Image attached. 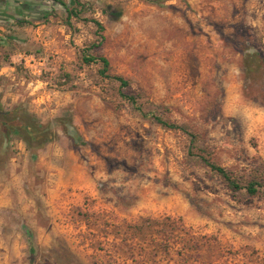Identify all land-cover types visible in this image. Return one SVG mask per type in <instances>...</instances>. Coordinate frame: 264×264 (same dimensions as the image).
I'll list each match as a JSON object with an SVG mask.
<instances>
[{
    "label": "rangeland",
    "instance_id": "374dc122",
    "mask_svg": "<svg viewBox=\"0 0 264 264\" xmlns=\"http://www.w3.org/2000/svg\"><path fill=\"white\" fill-rule=\"evenodd\" d=\"M81 1L104 27L93 54L127 89L81 62L94 26H66L48 0H0V101L56 135L35 160L18 140L0 152V264H264V188L234 193L198 158L264 184V0ZM46 161L64 168L53 198Z\"/></svg>",
    "mask_w": 264,
    "mask_h": 264
},
{
    "label": "trees",
    "instance_id": "16d2710c",
    "mask_svg": "<svg viewBox=\"0 0 264 264\" xmlns=\"http://www.w3.org/2000/svg\"><path fill=\"white\" fill-rule=\"evenodd\" d=\"M54 4L60 5L63 7L66 17L64 24L70 26V21L74 20L81 23L91 24L96 28L95 37L96 40L94 43L90 44L88 47H84L80 50L81 62L86 65H99L100 69L98 70V75L102 79L112 80L117 83L120 87V90L127 89L129 86L128 81L124 80L121 77L109 75V63L106 58L101 56H95L93 53L97 50L101 43L104 40L102 35L104 27L96 19H86L83 17L84 12L87 10L85 3L81 0H69L68 3L63 2L62 0H48ZM48 17H42V20H46ZM19 24H28V22H18ZM257 54L251 57L252 61H256ZM260 62H263L260 60ZM120 98L124 100L127 104L132 106L135 111L140 113L141 116L145 115L141 111V107L138 105L135 96L120 93ZM152 120L158 126L168 129V130H181V127L177 125L170 124L167 121L162 120L158 116H152ZM68 136L75 142L76 138L72 134ZM56 138L55 133L52 130L51 124H43L34 114L28 112L22 106H16L12 109L6 108L2 105L0 101V152L3 151L5 154L10 152L9 143L13 140H18L25 145L26 151L30 153L32 160H35L37 153L42 150L45 146L52 143ZM200 161L209 168L212 172L216 173L221 177L227 188L234 192L244 191L249 197H256L260 194L261 190L264 188L262 180L254 175L250 177L249 180L242 184L241 180L233 175V173L225 170L222 167H219L213 164L204 156H198ZM86 229L89 236L95 237L97 234L96 230L92 231L93 227L89 221L86 220ZM114 228V227H112ZM94 230V229H93ZM105 233L103 237L105 242H108L109 238L106 235L110 231V228L106 227L103 229ZM102 235V234H100ZM108 238V239H107ZM118 238V235L114 237ZM115 252L118 254V240L115 241Z\"/></svg>",
    "mask_w": 264,
    "mask_h": 264
},
{
    "label": "crops",
    "instance_id": "0c3cea01",
    "mask_svg": "<svg viewBox=\"0 0 264 264\" xmlns=\"http://www.w3.org/2000/svg\"><path fill=\"white\" fill-rule=\"evenodd\" d=\"M46 149L49 150V147L48 146L44 147L39 152H43ZM58 156H61V154L59 153ZM71 163H73V161H71L69 165H71ZM42 166H44L42 168H44V170H45L44 171V175H45V178H46V181H47V186L49 187L48 191L50 193V197L53 198V197H55V196H57L59 194L60 188L62 187L61 184H54V183L58 182V178L60 177L62 171H64V168H62V166H60V164L53 165L51 162H48V161L44 162ZM21 197L23 198V196H21ZM48 200L49 199H46V201H48ZM22 217L24 218L23 219L24 220L23 223H26L27 221L25 219V216L22 215ZM20 218H21V216H20ZM26 226H27V223L24 225V227H20V228H14L13 227V229L10 231V232L13 233V235H15V238H16L15 241L18 244L19 251H18V255H16V257L18 256L17 257L18 260H20L21 258H23V259L26 258L27 239L23 236L24 234L28 233V231L25 229ZM84 228L85 227H83V230H84ZM77 230H79V228ZM5 232L6 231L4 230V228L0 227V243H1V241H5V235H6ZM0 248L4 251L3 253L0 254V256L2 255L1 256L2 260H3V262L6 263L7 262L6 260L9 257V253L6 250V248H4L2 246H0Z\"/></svg>",
    "mask_w": 264,
    "mask_h": 264
},
{
    "label": "built area",
    "instance_id": "2783aa9c",
    "mask_svg": "<svg viewBox=\"0 0 264 264\" xmlns=\"http://www.w3.org/2000/svg\"><path fill=\"white\" fill-rule=\"evenodd\" d=\"M21 60H23L24 67L27 69H31L35 67L36 65H41L39 60H37L32 55L21 56Z\"/></svg>",
    "mask_w": 264,
    "mask_h": 264
}]
</instances>
